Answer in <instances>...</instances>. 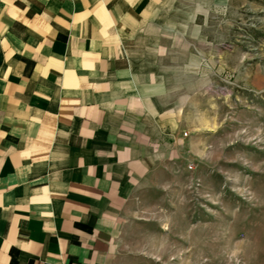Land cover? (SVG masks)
Here are the masks:
<instances>
[{
  "label": "crops",
  "instance_id": "0c3cea01",
  "mask_svg": "<svg viewBox=\"0 0 264 264\" xmlns=\"http://www.w3.org/2000/svg\"><path fill=\"white\" fill-rule=\"evenodd\" d=\"M187 20L177 0H0V264H113L182 140L166 65Z\"/></svg>",
  "mask_w": 264,
  "mask_h": 264
},
{
  "label": "rangeland",
  "instance_id": "374dc122",
  "mask_svg": "<svg viewBox=\"0 0 264 264\" xmlns=\"http://www.w3.org/2000/svg\"><path fill=\"white\" fill-rule=\"evenodd\" d=\"M177 1L193 27L166 65L182 140L113 264H264V0Z\"/></svg>",
  "mask_w": 264,
  "mask_h": 264
},
{
  "label": "clouds",
  "instance_id": "9594fccd",
  "mask_svg": "<svg viewBox=\"0 0 264 264\" xmlns=\"http://www.w3.org/2000/svg\"><path fill=\"white\" fill-rule=\"evenodd\" d=\"M237 255V252L236 251H233L232 253H231V256L229 257V259H232L233 257H235Z\"/></svg>",
  "mask_w": 264,
  "mask_h": 264
},
{
  "label": "built area",
  "instance_id": "2783aa9c",
  "mask_svg": "<svg viewBox=\"0 0 264 264\" xmlns=\"http://www.w3.org/2000/svg\"><path fill=\"white\" fill-rule=\"evenodd\" d=\"M186 135V133H184V136Z\"/></svg>",
  "mask_w": 264,
  "mask_h": 264
}]
</instances>
